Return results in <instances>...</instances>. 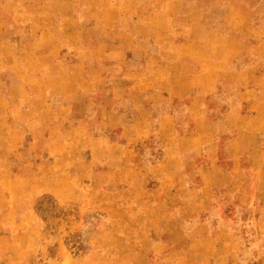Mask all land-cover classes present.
I'll list each match as a JSON object with an SVG mask.
<instances>
[{"label": "crops", "instance_id": "0c3cea01", "mask_svg": "<svg viewBox=\"0 0 264 264\" xmlns=\"http://www.w3.org/2000/svg\"><path fill=\"white\" fill-rule=\"evenodd\" d=\"M81 1L91 7L0 0V47L86 48L75 62L59 61L66 74L51 90L35 92L44 111L69 102L64 125L46 140L57 144L52 157L31 162L56 178L37 192L102 214L85 264H264V9L239 0H118L109 19L87 17L96 24L73 26L64 39L61 21L85 15ZM72 65L80 84L68 76ZM0 75L7 98L13 73L2 59ZM9 160L0 158L6 172ZM31 188L22 186L28 208ZM0 190V208L9 206L15 193ZM30 211L22 225L0 210V264L31 255L16 241L36 237Z\"/></svg>", "mask_w": 264, "mask_h": 264}, {"label": "rangeland", "instance_id": "374dc122", "mask_svg": "<svg viewBox=\"0 0 264 264\" xmlns=\"http://www.w3.org/2000/svg\"><path fill=\"white\" fill-rule=\"evenodd\" d=\"M239 1L248 5L249 9H264V0ZM81 5L82 7L80 8L79 5L78 10L81 9L83 13L85 10V15L76 12L75 15L69 16V20L62 19V25L67 29L64 39L72 33L73 26L85 31L96 24L95 20L83 23L87 17L95 15L99 18L101 15H108L109 19L121 8L118 0H92L91 7L86 9L84 1H81ZM61 7V11L64 12V6ZM258 22L264 23V16ZM63 33L64 29L61 34ZM192 34V30H187L184 38L191 37ZM82 49L86 48H83V45L61 48L0 47V59L6 61L13 73L7 81L8 86L12 88V93L6 98L5 88H0V158L3 159L6 155L11 163L9 171L6 172L3 162H0V187L10 186L15 193L11 204L0 210L9 215L10 220L14 219L17 224L22 225H29L31 222L29 214L31 210L32 219L35 220L37 228L36 237L33 240L32 238L16 239L18 243L29 245L28 249L31 250V255L22 264H85L83 256L91 249L93 233L102 220L101 213L81 214L73 207L61 206L51 194L37 192L40 186H52L49 182L55 181L52 170H49L50 174L47 176L39 173L35 164L37 161L44 160L43 158L52 157L57 144L46 140H51L59 131V127L64 125L68 115L66 116L60 109L66 107L69 102L67 97H62L55 105L53 104L52 107L49 105V109L44 111L43 96H40V101H37V94L39 95V90L44 94L45 89H52L51 82L58 72L66 74L58 69L61 65L59 61L71 57L72 62H75L73 60L76 59L73 56L78 55ZM17 56L22 59L23 64L13 63ZM54 66L57 69H54ZM68 67L63 69L69 71ZM77 67L72 65L71 74L68 76L73 79L71 82L80 84L82 79L78 80L76 77L78 76ZM4 81L6 80L0 75V86ZM27 85L28 90L33 89L31 93L26 89ZM53 86L58 90L64 88ZM47 119H49L47 124L49 129L46 132ZM8 152L12 153L11 156ZM45 172L48 170L46 169ZM22 186H31L34 190L29 208L28 198L23 193ZM3 195L4 193L0 190V202L4 200Z\"/></svg>", "mask_w": 264, "mask_h": 264}]
</instances>
